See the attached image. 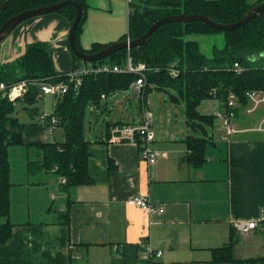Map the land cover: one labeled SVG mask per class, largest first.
<instances>
[{"label": "crops", "instance_id": "crops-1", "mask_svg": "<svg viewBox=\"0 0 264 264\" xmlns=\"http://www.w3.org/2000/svg\"><path fill=\"white\" fill-rule=\"evenodd\" d=\"M130 6L127 0H86L83 47L119 40L128 31ZM70 27L69 18L57 11L31 17L0 42V62L21 57L29 43L46 42L57 70L68 71L73 67ZM186 39L198 42L209 57L215 47L226 46L221 32L191 33ZM238 109L239 132L230 136L217 119L216 133L192 125L198 135L184 134L183 128H164L161 133L153 120L152 146L159 153L153 166L142 158L137 142L113 141L111 134L90 139L88 171L93 182L71 188L63 187L53 169L37 165L42 159L37 144L49 140L46 127H14L23 133V147L36 148L38 155L29 153L11 170L13 235L0 244V264H151L144 257L148 243L163 250L157 264H210L213 248L230 242L235 221L252 219L258 221L257 228L238 232L235 251L244 258L264 255V103L240 101ZM118 119L128 121L119 116L111 121L113 126ZM254 119L257 125H251ZM189 135L208 139L199 166L188 159ZM132 195H147L165 211L151 213L129 204Z\"/></svg>", "mask_w": 264, "mask_h": 264}, {"label": "trees", "instance_id": "trees-1", "mask_svg": "<svg viewBox=\"0 0 264 264\" xmlns=\"http://www.w3.org/2000/svg\"><path fill=\"white\" fill-rule=\"evenodd\" d=\"M60 1L62 0H0V27L17 12ZM77 1L81 2L85 8L76 29L77 47L85 52L99 51L110 43L97 42L90 49L83 47L81 34L87 16L86 0ZM261 1L136 0L130 6L128 31L119 39L137 38L144 34L156 20L171 14L201 13L224 23L235 22L243 18L253 6ZM57 12L65 15L72 23L76 8L69 4L61 7ZM217 32L225 34L226 46L223 49L215 47L213 57L203 53L198 42L186 39V36L191 33ZM260 53L264 54V12L244 26L231 31L218 30L200 20L165 23L145 44L132 49L125 48L116 51L107 58L92 63L123 64L129 54L134 62L146 63L149 67L146 72V94L151 88L168 92L174 102H184L188 124L192 125L195 121L197 129L206 131L208 129L206 125H212L216 116L199 111L198 107L202 100L223 98L226 101L229 93L235 92L243 105H247L248 90H264V66L253 64L258 60L254 59V55H261ZM236 62L243 68L241 72L236 71L234 66ZM82 63L89 62L73 54L72 68ZM171 69H175L177 73L172 74ZM63 72L57 70L53 60V50L46 42L29 43L21 57L8 63L0 62V82L4 81L10 85L20 80L29 81L25 97L12 100L6 96L0 99V244L6 243L13 235V223L9 218L11 186L13 185L10 147L25 145L22 131L14 128L24 125L15 116V103L21 100L30 105L36 104L39 92L37 81L57 82L64 78ZM136 77L137 75L131 73L88 74L78 90L71 88L63 96H54L52 114L59 117V126H64L65 135L61 140L37 144L42 154V159L37 161L40 164L37 165L48 170L57 166L54 172L67 179L63 186L65 188L93 182L88 171L90 139L86 136V117L89 113L99 109L104 100L105 107H107L106 99L110 96L130 89ZM103 94L106 98L102 97ZM141 108L143 109V104ZM37 110V107L31 109L32 116L37 113ZM239 111L237 109V114ZM125 122L127 121L118 119L116 124L121 125ZM112 126L111 121H106V135L110 136ZM185 142L190 150L189 161L196 166L202 164L206 158L205 144L208 139L204 136L189 135L185 138ZM32 165L33 162H29V167ZM114 167L110 161V168ZM63 221L68 222V219ZM230 235V242L213 248L210 264L220 262L264 264V255L246 258L237 256L235 244L240 235L234 227H231Z\"/></svg>", "mask_w": 264, "mask_h": 264}, {"label": "built area", "instance_id": "built-area-1", "mask_svg": "<svg viewBox=\"0 0 264 264\" xmlns=\"http://www.w3.org/2000/svg\"><path fill=\"white\" fill-rule=\"evenodd\" d=\"M134 0H127L131 4ZM237 72H241L243 68L239 63L234 64ZM149 67L144 62H134L132 56L129 54L126 62L123 64H112L108 62L94 64L92 62L82 63L76 68H71L68 71L63 72L64 78L57 82H48L45 80H39L38 89L42 95H54L63 96L71 88L78 90L83 83V79L88 74L98 73H118L125 74L131 73L137 75L136 79L131 83L132 88L139 99L143 101L142 117L139 121H127L125 123L117 124L111 128V140H129L139 144L141 150V156L145 159L149 166L156 164L159 153L153 148V142L155 140V132L153 130L154 114L151 107H148L145 101L146 94V72ZM172 74H176L175 69H171ZM29 81L20 80L10 85L4 81L0 82V99L8 96L10 99L15 100L16 98L23 97L28 91ZM216 92V90H215ZM247 99L251 101L254 106H258L264 103V90L251 89L246 93ZM106 98V95H102ZM240 98L235 92H230L226 102L222 109L215 113L216 119L219 121L221 127L226 130L228 136L239 132L237 127V109L240 104ZM39 121L44 124L47 130L54 131L58 128L60 119L54 114L43 113L39 115ZM57 166L53 170H57ZM60 176L61 183L66 182V177ZM129 204L137 205L145 208L151 213H163L165 208L158 206L151 198L147 195H132L127 199ZM264 221V215L260 218ZM237 231L241 234H248L258 226V221L252 220H238L234 224ZM145 260L150 261L151 264H157V259L162 257L163 250L155 248L151 243H148L145 250Z\"/></svg>", "mask_w": 264, "mask_h": 264}, {"label": "rangeland", "instance_id": "rangeland-1", "mask_svg": "<svg viewBox=\"0 0 264 264\" xmlns=\"http://www.w3.org/2000/svg\"><path fill=\"white\" fill-rule=\"evenodd\" d=\"M134 0L133 2H135ZM213 54V52H212ZM261 54V53H260ZM254 59H258L254 61L259 66H264V54L254 55ZM40 92V91H39ZM38 101L34 105H30L25 101L18 100L15 103V116L18 117L19 121L25 125H35V126H43L37 118L38 115L47 113L51 114L53 112V99L54 95H41ZM146 96V104L148 107L152 106V110L155 115L154 119V129L161 130L167 128L169 130L181 132V129H184V134H195L198 135L200 132H196V129L192 126H196L195 121L192 122V125L186 123L187 116L185 110L184 102H174L170 96V94L164 90L151 88L149 92H147ZM37 96V95H36ZM25 97V96H24ZM220 99L226 102L223 98H209L201 101V111L203 108V113L206 114H214V111L217 109H222L223 106L220 105ZM120 100H124V103L119 102ZM200 103V104H201ZM141 100L137 97L134 90L132 88L123 90L115 93L110 99H108L107 107H105V101H103L102 106L89 113L86 117L85 127H86V136L88 139H96L106 134V121H113L117 117H124L127 120L133 121L141 117ZM224 105V104H223ZM205 106V108H204ZM33 107H37V113L32 116L31 109ZM200 107V105H199ZM221 107V108H220ZM245 116V115H244ZM242 115V118L246 119ZM251 125H257L256 120ZM237 121V118H236ZM215 123L213 125H206V128L209 129L210 133H216V129H214ZM250 125V123L245 124V126ZM217 128H221L219 125ZM47 129L45 128V131ZM226 133V130H224ZM49 133L48 141H55L63 139L65 135L64 126H59L54 131L47 130ZM24 145H13L10 147V162H11V170L15 167H19L21 163V159L24 157L27 158L29 153L36 154V148H24ZM17 173L20 172L17 170Z\"/></svg>", "mask_w": 264, "mask_h": 264}, {"label": "water", "instance_id": "water-1", "mask_svg": "<svg viewBox=\"0 0 264 264\" xmlns=\"http://www.w3.org/2000/svg\"><path fill=\"white\" fill-rule=\"evenodd\" d=\"M73 5L76 8V14L73 22L71 23V27L68 33V41L71 47V50L75 56L81 58L87 62H97L107 58L109 55L113 54L116 51L122 49H132L134 47L141 46L148 42L152 37L153 33L163 24L170 22H191V21H203L209 26L216 28L218 30L223 31H231L235 30L239 27L244 26L248 22H250L253 18L260 15L264 12V0L257 3L253 6L246 15L235 22L224 23L218 20L213 19L209 15L201 14V13H180V14H171L166 15L162 18L156 20L148 30L137 38H127L123 40H116L108 44L106 47L102 48L96 52H85L77 47L76 44V29L81 21L83 13L85 12V8L83 4L77 0H62L57 3L42 5L34 8H29L17 12L16 14L9 17L3 25L0 27V42L21 22L39 15H44L51 12L58 11L61 7L66 5Z\"/></svg>", "mask_w": 264, "mask_h": 264}]
</instances>
